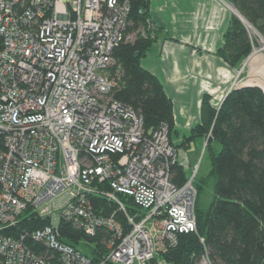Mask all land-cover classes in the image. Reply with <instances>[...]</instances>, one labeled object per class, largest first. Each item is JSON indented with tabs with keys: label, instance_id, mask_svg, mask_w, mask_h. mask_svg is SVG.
I'll list each match as a JSON object with an SVG mask.
<instances>
[{
	"label": "built area",
	"instance_id": "1",
	"mask_svg": "<svg viewBox=\"0 0 264 264\" xmlns=\"http://www.w3.org/2000/svg\"><path fill=\"white\" fill-rule=\"evenodd\" d=\"M129 11L128 0H0V264H170L179 236L197 232L198 165L175 183L186 153L113 96V50L138 33ZM242 21L249 54H264ZM96 198L117 210L104 214ZM31 216L48 223L23 228ZM200 243L194 263L214 264Z\"/></svg>",
	"mask_w": 264,
	"mask_h": 264
},
{
	"label": "trees",
	"instance_id": "2",
	"mask_svg": "<svg viewBox=\"0 0 264 264\" xmlns=\"http://www.w3.org/2000/svg\"><path fill=\"white\" fill-rule=\"evenodd\" d=\"M240 16L232 15L217 50L229 66L238 67L249 55L251 44L242 19L264 38V0H226ZM130 5L127 32L133 41H123L113 50L121 67L114 98L140 113L146 134L160 125L167 128L169 142L174 127L172 102L160 81L142 68L140 60L160 35V28L149 18V0H128ZM242 18V19H241ZM148 23L151 27L148 29ZM143 30L145 35L139 31ZM210 138L205 146L210 169L195 182L196 233L183 234L177 246L163 255L170 264H195L203 245L214 264H264V93L258 86L233 88L218 108L210 95L200 101V122L186 142L197 137ZM173 145V144H172ZM174 146V145H173ZM178 147V146H175ZM173 181L187 179L182 166H172ZM211 185L212 196L206 207L200 205L205 188ZM94 206L109 215L116 205L96 198ZM48 222L31 216L23 228H40ZM62 235L77 240L80 235L67 224L59 225ZM67 243H70L67 241ZM194 254V255H193ZM96 261V259H95Z\"/></svg>",
	"mask_w": 264,
	"mask_h": 264
},
{
	"label": "crops",
	"instance_id": "3",
	"mask_svg": "<svg viewBox=\"0 0 264 264\" xmlns=\"http://www.w3.org/2000/svg\"><path fill=\"white\" fill-rule=\"evenodd\" d=\"M232 15L237 16L221 0H149V18L161 32L140 65L160 81L171 100L176 130L171 142L187 155L185 171L198 165L196 176L205 139L185 138L200 122L202 96L210 95L218 108L236 87L258 86L264 93L263 53L249 54L237 68L216 53Z\"/></svg>",
	"mask_w": 264,
	"mask_h": 264
},
{
	"label": "rangeland",
	"instance_id": "4",
	"mask_svg": "<svg viewBox=\"0 0 264 264\" xmlns=\"http://www.w3.org/2000/svg\"><path fill=\"white\" fill-rule=\"evenodd\" d=\"M173 139V138H172ZM198 157V155H197ZM197 159V158H196ZM200 161H199V171L197 172V176L195 178V182H198L200 178L205 177L208 174V170L210 169V165H209V160L207 158L206 153L200 156ZM195 166V165H194ZM192 166V167H194ZM187 170V169H186ZM186 174L188 175V177L191 174V170L186 171ZM212 196V188L211 185H208L204 192L201 195L200 198V205L202 207H206L211 199ZM83 253H87L88 249L87 248H81L80 249Z\"/></svg>",
	"mask_w": 264,
	"mask_h": 264
}]
</instances>
